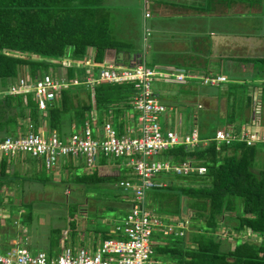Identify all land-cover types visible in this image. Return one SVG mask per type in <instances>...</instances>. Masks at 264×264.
<instances>
[{
    "label": "trees",
    "instance_id": "1",
    "mask_svg": "<svg viewBox=\"0 0 264 264\" xmlns=\"http://www.w3.org/2000/svg\"><path fill=\"white\" fill-rule=\"evenodd\" d=\"M202 1L207 11L220 6L229 9L233 4L255 7L261 6L262 2ZM108 22V13L97 4V0H0V87L4 88L20 73L21 68H25L28 79L33 80L47 73L52 65L51 60L59 61L65 56L81 60L86 56L87 47L93 49L90 58L93 64L103 61L105 53L109 51L116 55L125 49L126 44L111 38ZM240 60L252 65L255 63L256 68L246 71L245 74L237 72L239 75L229 76L231 79L214 86L203 85L197 78L190 79L186 83H179V90L162 94L168 97L164 101L160 97L161 92L152 89L154 81L151 83L152 93L168 107L175 102L196 108L197 103L192 100L195 101L198 97L215 98L217 101L223 97L225 100L222 110L216 106V113L205 132L201 131L204 118L201 106L196 108L193 123L199 136L207 139L205 145L184 147L178 144L157 155L161 160L172 164L190 160L193 164L205 166V173H159L152 179L161 181L164 185L144 191L145 207L158 215H185L188 218V227L192 229L189 244H193L194 248L187 247L184 235L153 234V251L163 256L168 264H264L263 239L254 245L236 237L233 248L223 252L219 250L218 242L213 236L214 230L223 228L235 232L249 229L251 233L264 237V170L263 163H259L260 159L257 158L258 151L254 144L247 146L237 140L228 144H216L212 139L216 129L230 126L233 131H237L241 125L252 122V93L255 88L258 89V103L261 108L264 107V58L258 60L243 56ZM84 71V68L77 66H66L64 84L57 96L46 102L43 110L38 109L30 92H0V133L4 134L0 140L6 136H15L18 130L22 131L26 121L31 123L35 132L40 129H43L44 134L54 131L59 138L64 139L82 127L85 121L90 123L91 111L95 112L96 120L100 124L105 120L109 121L120 135L125 126V110L132 109L130 100L135 92L132 83L100 82L88 87L83 83L86 75ZM238 76L245 77L239 79ZM73 79H77L79 83L71 84ZM80 91L84 93V97H79ZM259 119L260 116L256 121L262 125ZM18 155L20 154L15 153L7 157L0 152V191L9 188L12 180L17 178L16 169L10 168L13 165L12 160ZM66 157L62 156L61 162L58 159L54 166L58 164L61 168L69 169V181L92 189L102 188L101 185L108 183L127 201L131 197V192L123 191L117 183L134 175H98L97 168L104 166L108 158L99 155V159L88 172L80 171L82 159ZM27 158L37 161L28 156ZM110 159L120 164L125 157ZM39 164L46 169L41 159ZM3 197L0 194V207H3ZM5 197L11 211L16 209L17 205L11 203V198ZM70 226L73 229V220ZM58 231L57 228L51 230L47 246L49 253L58 252ZM102 233L101 240L109 235L104 230ZM110 233L119 237L115 232ZM72 235L73 233L71 237ZM0 237L3 241L10 238L3 232H0ZM164 239L171 243H163ZM228 257L231 258L229 262L226 260Z\"/></svg>",
    "mask_w": 264,
    "mask_h": 264
},
{
    "label": "built area",
    "instance_id": "2",
    "mask_svg": "<svg viewBox=\"0 0 264 264\" xmlns=\"http://www.w3.org/2000/svg\"><path fill=\"white\" fill-rule=\"evenodd\" d=\"M151 1L153 0H142L145 19L150 17L147 4ZM148 36H150V29L144 26L142 34L144 43ZM90 61L88 57H83L81 61L73 63L89 68L92 66ZM51 62L57 61L51 60ZM60 63L63 66L72 64L65 59ZM193 78H197L205 85H215L225 81V77L221 74L199 76L183 70L159 71L147 66L141 54L132 55L128 64L124 65L108 62L99 65L95 75L88 71L83 83L91 87L100 82H131L135 92L130 105L138 113L136 130L126 125L122 133L118 135L111 123L105 120L100 125V134L95 136L92 134L90 123L85 121L82 127L74 130L66 139H61L54 131L43 135L39 130L33 131L32 125L28 124L27 127H31L30 130H18L15 136H6L0 140L2 154L10 157L18 153L32 159H41L46 169L52 168L60 156H71L78 160L82 159L85 169L89 172L96 158L102 155L107 158L125 157L123 164L130 169L131 175H134L128 179H121L117 183L123 191H129L132 194L128 199L129 206L126 214L113 226L112 232L117 233L119 237L105 238L95 246H87L85 243L79 246L65 243L56 253L44 250L31 253L27 237L15 231L7 241H3L0 237V264H168L154 260L155 241L152 236L154 233L162 236L169 234L183 236L188 229V218L185 215H158L151 211L143 204L144 191L164 185L163 182L152 179L156 174L172 172L177 175H187L195 172L197 175H202L206 169L205 166L193 164L187 159L172 164L165 160H154L153 156L178 144L184 147L205 145L207 139L199 136L197 127L193 123L196 113L191 114L189 127L185 131L175 126L162 128L160 116L164 117L168 111L172 110V107L158 100L152 93L151 83L158 79L185 83ZM78 83L77 79L71 81L73 85ZM63 84L64 78L53 77L49 73L35 77L33 80H29L24 74H19L4 88L0 87V92L3 94L30 92L38 109L43 110L46 102L57 96ZM258 102V91H256L253 93L252 107L255 115L259 110ZM199 107L200 104H196V108ZM259 137L253 118L252 122L241 125L237 131H233L230 126L216 129L212 139L216 144L221 142L228 144L237 140L250 146L257 142ZM241 232L247 235L251 233L249 229ZM251 234L260 239L256 234Z\"/></svg>",
    "mask_w": 264,
    "mask_h": 264
},
{
    "label": "rangeland",
    "instance_id": "3",
    "mask_svg": "<svg viewBox=\"0 0 264 264\" xmlns=\"http://www.w3.org/2000/svg\"><path fill=\"white\" fill-rule=\"evenodd\" d=\"M132 1L103 0V4L110 8L112 12L127 11L132 25L130 28L126 26L128 29L127 34H134V37L138 34L139 38L141 36L137 49H139V54L144 56L146 65L149 67L156 68L159 71L171 69L183 70L184 72L200 71V73H203L202 67L208 63L206 68L224 73L229 78V76L239 75L237 72L245 74L248 69L256 68L255 63L252 65L242 62L240 57L243 56L241 55L247 54L248 57L258 58V60L264 58V27H261L260 21L255 20V16L251 12L252 7L242 5L234 9L220 7L218 11L223 12L222 14L213 16H209L212 13L209 15L201 14V16H194L186 20L173 19L168 21L170 19L161 18L162 20L155 21L159 29L152 26L154 19L159 18L157 15L152 14L147 19L150 36L146 38L144 43L142 35H140L142 29L140 11L129 8ZM138 7L140 9V6ZM244 10L246 11L244 12ZM234 11L241 13H232ZM117 19L120 18L117 17ZM257 27L256 31L249 32ZM254 40L260 43L257 49L249 47ZM217 53L218 55L220 53V55L218 56ZM211 59H215L212 64H210ZM52 66H54V71L48 68L47 73L59 77L57 70H59V67L64 66L61 63H52ZM244 77L238 76L237 78ZM256 81L259 82V80ZM167 82H170V84ZM179 88L180 85L177 82L158 79L153 82L152 89L161 92L160 97L164 101L168 97L162 94L173 93ZM78 94L79 97H84L82 91ZM224 101L223 97L218 101L209 97H198L195 98V101L192 100L193 103L201 105V114L204 116L201 122V131L205 132L207 130V125L210 124L216 113V106L222 110ZM171 105L174 109L167 112L169 121L172 122L175 112H177V114H181L180 121L183 120L186 121V125L189 124L191 114L196 112L195 106L191 108V106L175 102ZM260 109L259 121L264 126V107ZM130 110L126 109L125 112L132 113L136 120L138 113ZM177 117L176 115L175 119ZM28 124L31 123L26 121L21 130H30L31 127H27ZM160 125L162 128L164 127V120L161 116ZM40 132L46 135L43 133V129H40ZM258 133L264 139V129L260 128ZM3 135L0 133V137ZM254 146L255 150L258 151L257 158L260 159L258 161L263 163L264 170V144L256 142ZM58 159L60 163L62 156ZM153 159L156 160L159 157L153 156ZM12 164L10 170L16 169L17 178L12 180L9 188L0 191V194L4 196V199L2 198L3 207H0V232L9 235V237H11V233L14 235L15 231L24 234L29 242L31 253L38 250L47 251L48 240L52 234L51 230L55 228L59 230L57 235L58 248L65 243L76 246L85 243L87 246H95L103 237L102 230L109 233L105 238H115L113 233L110 232L113 230L115 221L120 219L128 209V201L124 196L115 192L111 184L105 183L101 185L102 188H86L84 184H75L68 180L69 169L61 168L57 164L52 169L46 170L42 167V164H39V160L33 162L25 154L14 157ZM108 164L110 165L97 168L98 175H115L117 168L114 166L112 168V163ZM80 169V171H86L83 167ZM45 178L46 180L43 181L42 179ZM116 190L121 192L120 188ZM5 196H9L11 203L17 205L16 209L11 211L8 199ZM72 220L74 223L73 229L70 226ZM191 231L190 227L185 231L184 242L187 247L194 248L193 244H189ZM236 235L241 238H239L240 241L244 239L254 245L260 243L261 239L264 240L262 236L258 239L251 233L249 235L244 232L235 233L223 228H217L213 232L219 250L223 252L233 248L236 243ZM165 242L171 243L168 239H164L163 243ZM153 257L154 260H158L160 257L163 259V256L155 253ZM163 260L165 261V259ZM226 260L229 262L231 258L228 257Z\"/></svg>",
    "mask_w": 264,
    "mask_h": 264
},
{
    "label": "crops",
    "instance_id": "4",
    "mask_svg": "<svg viewBox=\"0 0 264 264\" xmlns=\"http://www.w3.org/2000/svg\"><path fill=\"white\" fill-rule=\"evenodd\" d=\"M97 4L100 5L101 7H103L104 10L108 13L109 35L111 36V38L125 43L126 44L125 49L121 50L116 55H114L111 51L105 53V57H104L103 61H101L100 63H97V64H93L92 61H90L92 66H90L89 68L84 67V66H79L78 64L73 63L74 61H81V60H74L68 56L67 57L65 56L66 58L63 57L65 60H68L70 63H72L71 66H77L80 68H84L85 73H87L88 71H91L94 75L96 74L97 68L99 65H103V64L108 63V62H115V63L123 64V65L128 64L132 55L139 54V49H137V45H138L140 38H141V36L139 38L138 34H136L135 37H134V34L133 35L127 34L128 29L126 26H128L129 28L132 27L131 22L129 20L130 16L128 17L127 11L126 12L125 11L112 12L110 8L106 7L103 4V0H97ZM131 4L132 5H130L131 7H129V8H132L133 10H136V11H140V18L142 20V29H141L140 35H142L143 27L144 26L148 27V24H147L148 18L145 19L143 17V2H142V0H133L131 2ZM138 6H140L141 10L139 9ZM147 7H148V10L150 12V16H152V14H154V15H157L159 17L158 19L155 18L154 21L152 22V26L154 28H158V29H159V26L155 23V21L156 20H162L161 18L170 19L168 21H171L173 19H180V20L184 19V20H186L187 18H191L194 16H198V15L201 16V14L209 15L210 13H212L209 16H213V15L223 13V12L221 13V11L219 12L218 8L207 11L202 0H200V1L199 0H153L147 4ZM220 7H223V6H220ZM239 7H240V4H233L231 6V8H233V9L239 8ZM245 11L246 10H244V12ZM235 12H237L238 14L241 13L239 11H234L232 13H235ZM244 12H242V13H244ZM251 12H253L252 14L255 16V20L258 22L259 21L261 22L260 24H261V27L263 28L264 27V0H262L261 6H255V7L253 6L251 8ZM117 17H119L120 19H117ZM256 29H258V27L249 31V32H254V31H256ZM263 30H264V28H263ZM263 35H264V32H263ZM259 45H260L259 41L254 40L251 42L249 47H255L254 49H257V47H259ZM223 48H224V46L222 47V50H223ZM253 51H255V50H253ZM92 52H93V49L91 47H87L85 57H88L90 60V58L92 56ZM220 53H219V55H220ZM217 55H218V53H217ZM241 56L248 57L247 54H243ZM214 61H215V59H211L210 64H212ZM207 65H208V63L202 67L203 73H200V71H197V72L189 71V72L192 75L206 74V73H217L218 72V71L213 70L211 68H206ZM53 67L54 66H52V67L50 66L49 68L54 71ZM58 69L59 70H57V71H58L59 77L64 78L65 74H66V66L59 67ZM248 70H250V69H248ZM20 72L24 73V75L27 76V70H25V68H21ZM188 81L189 80H187L186 82H188ZM181 101H183V100H181ZM183 102H185V101H183ZM130 111H134V110L131 109ZM166 115H164V118H162L164 120V127L175 126V127H177V129H179L181 131H185L188 129L189 124L186 125V121H183V120L180 121L181 114H177V112H175V117H176V115L178 117L176 119L174 117L172 122L169 121L168 117H165ZM124 122H125V124H124L125 126L128 125L132 128H135V130H136L137 122L134 119V116L132 113L128 112L127 114H125ZM100 125L101 124L96 120L95 112L91 111L90 126H91V130H92L93 135L96 136V135L100 134ZM260 127L263 129L264 126L262 125ZM259 143L264 144V139L262 138V141H260ZM110 158H112V157H110ZM110 158H108L106 160V164L104 166H106V165L109 166L110 164H108V163H112L113 164L112 168H113V166L117 168L115 174H121V175L127 176V177H129L131 175L130 169L127 168L123 164V162H120V164H118L115 161L112 162V160ZM97 159H99V158L97 157L96 160ZM96 160H95V162H96ZM80 164L82 165L81 168L82 167L85 168L84 162L82 160L80 161ZM163 259H161V257H160V259L158 258L159 261L166 263V261H163Z\"/></svg>",
    "mask_w": 264,
    "mask_h": 264
},
{
    "label": "clouds",
    "instance_id": "5",
    "mask_svg": "<svg viewBox=\"0 0 264 264\" xmlns=\"http://www.w3.org/2000/svg\"><path fill=\"white\" fill-rule=\"evenodd\" d=\"M67 57V56H66ZM66 57H64V58H66ZM64 58H62L61 60H63ZM61 60H54V61H57V62H55V63H60V61ZM53 63V62H52ZM68 66H70V65H68ZM187 73H190V72H187ZM19 74H24V73H18L17 74V76L19 75ZM216 74H220V72H217V73H206V74H195V75H199V76H201V75H216ZM221 75H223L224 77H225V81H227L228 80V78L226 77V75H224L223 73H221ZM16 76V77H17ZM27 77V76H26ZM28 78V77H27ZM14 79V78H13ZM12 79V80H13ZM12 80H10V81H12ZM225 81H222V82H225ZM203 85H205V84H203ZM211 86H214V85H211ZM255 91H258V89H254L253 90V93L255 92ZM253 93H252V95H253ZM198 104V103H197ZM252 104H253V101H252ZM201 106V105H200ZM252 107H253V105H252ZM258 108H259V110H258V114L257 115H255L254 114V112H253V108H251V117H252V119L254 118V121H255V124L257 125V128H258V131H259V129L261 128L260 126H262V125H260L259 124V122H257L256 120H257V118L260 116L259 114H260V111H261V107H260V105L258 106ZM262 129V128H261ZM263 129H264V127H263ZM260 141H262V136H261V134H260V137H259V139H258V141L257 142H260ZM256 143V142H255ZM255 143H253V144H255ZM160 154V153H159ZM158 154V155H159ZM155 156H157V155H155ZM156 160H161V159H156Z\"/></svg>",
    "mask_w": 264,
    "mask_h": 264
},
{
    "label": "water",
    "instance_id": "6",
    "mask_svg": "<svg viewBox=\"0 0 264 264\" xmlns=\"http://www.w3.org/2000/svg\"><path fill=\"white\" fill-rule=\"evenodd\" d=\"M221 264H224V263H221Z\"/></svg>",
    "mask_w": 264,
    "mask_h": 264
}]
</instances>
